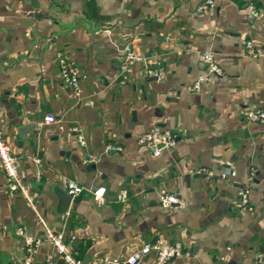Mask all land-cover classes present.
<instances>
[{
	"label": "crops",
	"instance_id": "crops-1",
	"mask_svg": "<svg viewBox=\"0 0 264 264\" xmlns=\"http://www.w3.org/2000/svg\"><path fill=\"white\" fill-rule=\"evenodd\" d=\"M202 1L0 0V132L22 188L8 189L0 165V264H23L18 225L39 240L30 264H63L44 239L60 229L85 264H117L153 240L180 245L164 264H254L264 253V122L244 114L264 111V58L245 46L264 53V0L201 11ZM127 51L139 59L121 71ZM207 51L220 74L199 59ZM60 57L77 70V95L60 81ZM156 127L178 138L154 156L136 138ZM67 179L104 185V203L84 190L62 212ZM160 188L183 205L161 207ZM153 261L150 251L137 264Z\"/></svg>",
	"mask_w": 264,
	"mask_h": 264
},
{
	"label": "built area",
	"instance_id": "built-area-1",
	"mask_svg": "<svg viewBox=\"0 0 264 264\" xmlns=\"http://www.w3.org/2000/svg\"><path fill=\"white\" fill-rule=\"evenodd\" d=\"M213 0H203L198 6V10H205L207 7L212 6ZM253 16H257L256 11H252ZM247 54L253 57L264 58V53L261 49L256 48L250 41L245 43ZM139 57L133 53L127 51L124 54V58L121 63V71H123L127 64L131 63L134 60H138ZM199 59L205 64L207 71L211 74H220V68L214 63L212 59V54L210 52H203L199 55ZM58 71L60 81L68 85L74 95L79 93L78 86V73L77 70L67 63L64 57L58 59ZM146 73L151 76H158L159 70L157 68L146 69ZM209 77H201L198 79V82L201 80L208 79ZM195 83V86L198 84ZM245 118L250 122H264V111L258 108H249L245 111ZM44 123H54L55 118L51 114H46L43 116ZM73 131L76 132L77 129L74 127ZM77 141L80 145L84 144L82 135L77 132L76 134ZM177 134L170 130L169 128L156 127L153 130L143 132L139 134L136 138V143L139 146L144 147L149 150L152 155L157 156L162 149L172 148L177 142ZM105 151H118L120 147L112 142H107L104 146ZM37 161V159H36ZM0 165L4 172V175L7 179V187L11 191H20L22 188L17 176L15 168V158L11 154L10 149L7 143L3 140L0 132ZM210 173V172H209ZM221 177H224V173L220 174ZM250 179V177L248 178ZM247 185H245L240 191V203L245 205L247 203ZM88 191L90 193L91 199L96 204H103L105 201V191L106 188L104 185H99L94 188H85L84 186L77 184L71 179H67L65 182V192L70 196V199L82 193V191ZM118 201H124L126 199V190L121 189L116 196ZM261 199L264 203V192L261 195ZM158 204L167 208L172 205H183V199L180 198L177 194L167 191L164 188H160L157 194ZM15 233L21 238L23 244V264H30L32 257L37 251V246L39 240L35 239L24 233L22 226H17L15 228ZM45 241L53 247L54 253L59 257L63 264H82L80 258L76 257L70 251L69 247L66 244L64 239V232L62 229L51 232L48 231L45 235ZM150 251L154 252V261L153 264H164L169 259L180 255L181 248L177 243L174 244H164L160 240H153L144 242L140 248L129 255L126 259L120 261L117 264H137L139 258L148 254ZM49 256L46 258L44 264H48ZM254 264H264V253H259L254 260Z\"/></svg>",
	"mask_w": 264,
	"mask_h": 264
},
{
	"label": "water",
	"instance_id": "water-1",
	"mask_svg": "<svg viewBox=\"0 0 264 264\" xmlns=\"http://www.w3.org/2000/svg\"><path fill=\"white\" fill-rule=\"evenodd\" d=\"M28 127H32V125L23 126L21 129L18 130V132H20L21 130L27 129ZM33 135H34V134H30L31 137H32ZM63 193H64V196L66 197V201H65V205L63 206V208H62L61 211H62V212H65L66 209H67V206H68V204H69V202H70V196L67 195L66 192H63ZM56 194H57L59 200H61V199H62V192H61V193H60V192H57ZM86 262H87L86 258L83 257V258H82V263L85 264Z\"/></svg>",
	"mask_w": 264,
	"mask_h": 264
},
{
	"label": "trees",
	"instance_id": "trees-1",
	"mask_svg": "<svg viewBox=\"0 0 264 264\" xmlns=\"http://www.w3.org/2000/svg\"><path fill=\"white\" fill-rule=\"evenodd\" d=\"M76 256V255H75ZM76 257H78V256H76ZM79 258V257H78Z\"/></svg>",
	"mask_w": 264,
	"mask_h": 264
}]
</instances>
